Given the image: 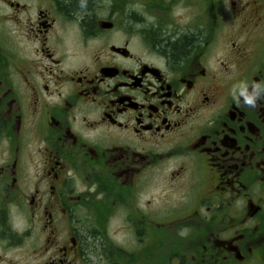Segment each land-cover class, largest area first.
<instances>
[{"label": "flooded vegetation", "instance_id": "obj_1", "mask_svg": "<svg viewBox=\"0 0 264 264\" xmlns=\"http://www.w3.org/2000/svg\"><path fill=\"white\" fill-rule=\"evenodd\" d=\"M155 262L264 264V0H0V264Z\"/></svg>", "mask_w": 264, "mask_h": 264}, {"label": "trees", "instance_id": "obj_2", "mask_svg": "<svg viewBox=\"0 0 264 264\" xmlns=\"http://www.w3.org/2000/svg\"><path fill=\"white\" fill-rule=\"evenodd\" d=\"M73 8L85 9L88 6L89 0H68ZM179 51L185 50V46L179 45Z\"/></svg>", "mask_w": 264, "mask_h": 264}, {"label": "rangeland", "instance_id": "obj_3", "mask_svg": "<svg viewBox=\"0 0 264 264\" xmlns=\"http://www.w3.org/2000/svg\"><path fill=\"white\" fill-rule=\"evenodd\" d=\"M154 264H159V262H155Z\"/></svg>", "mask_w": 264, "mask_h": 264}]
</instances>
